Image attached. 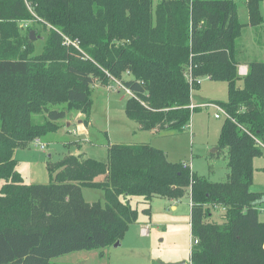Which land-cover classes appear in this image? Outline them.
<instances>
[{"label":"trees","instance_id":"1","mask_svg":"<svg viewBox=\"0 0 264 264\" xmlns=\"http://www.w3.org/2000/svg\"><path fill=\"white\" fill-rule=\"evenodd\" d=\"M263 3L247 0L251 28L264 23ZM20 21L47 34L41 54L31 32L20 34ZM247 25L234 0H0V264L102 251L121 242L140 213L151 218L155 198L184 197L190 264H264V193L251 190L254 160L264 156L252 138L264 143V61H248L240 43ZM205 77L228 86V102L216 103L231 116L216 147L227 152L224 182L171 163L149 143L112 145L107 162L83 155L48 162V185L26 184L17 169L16 150L58 131L71 109L90 116L94 83L120 82L134 96L127 116L159 135L190 129L199 109H191L192 93ZM63 103L68 108H51ZM84 188L102 191L105 204L87 202ZM135 198L146 205L141 212ZM214 211L224 212L223 223L212 221Z\"/></svg>","mask_w":264,"mask_h":264},{"label":"rangeland","instance_id":"2","mask_svg":"<svg viewBox=\"0 0 264 264\" xmlns=\"http://www.w3.org/2000/svg\"><path fill=\"white\" fill-rule=\"evenodd\" d=\"M239 6L240 20L248 24L242 33L241 45L246 51L248 61H264V23L257 29L251 28L247 10V0H234ZM160 0H153L156 6ZM264 19V3L261 6ZM20 34L30 33L32 21L17 23ZM38 37H36V36ZM35 55L41 54L46 33L35 34ZM84 58H88L83 54ZM239 66V74L245 76ZM243 70V71H244ZM242 73V74H241ZM127 76H125L126 78ZM91 111L88 117L82 111L71 109L66 119L57 122L60 126L56 132L38 138L46 146L44 150L36 147L34 140L26 148H18L15 158L17 169L28 185H48L51 177L47 164L57 163L68 155H83L86 158L107 162L108 150L112 145H133L149 143L163 150L168 160L174 164H188L190 170L210 182H224L228 177L227 152L217 154L222 127L227 120L215 118L214 108H199L192 115L190 129L186 133L165 131L159 135L139 131L137 122L127 116L128 99L134 98L123 88L114 83L107 89L97 83L91 86ZM193 104L227 103L228 86L225 82H216L207 77L200 81V88L192 93ZM53 109H66L67 103L52 105ZM39 120V116H34ZM71 124L70 126H68ZM254 178L251 190L264 192V156L256 158L253 163ZM102 180V178H98ZM83 196L89 203L105 204L102 191L83 189ZM132 206L140 212L146 205L141 199H133ZM170 202L155 198L151 203V218L140 213L137 223L132 224L121 246L107 247L102 251L77 252L75 257L65 255L57 257L50 264H173L186 262L190 264L192 246L191 237V201L184 197L177 203L176 210ZM224 212L214 211L212 221L223 223ZM260 220L264 221V204L260 208Z\"/></svg>","mask_w":264,"mask_h":264},{"label":"built area","instance_id":"3","mask_svg":"<svg viewBox=\"0 0 264 264\" xmlns=\"http://www.w3.org/2000/svg\"><path fill=\"white\" fill-rule=\"evenodd\" d=\"M64 44L66 45V46H70V45H73L74 47H76V49H79L80 47H79V45H78V43H74V42H71L70 41V39H68L67 37H64ZM81 51V50H80ZM82 52V51H81ZM241 72L244 74V75H246L247 73H246V71H243V70H241ZM116 84L119 86V87H121V88H123L125 91H127L129 94H131V92L130 91H128V90H126L125 88H124V86L120 83V82H116ZM195 108H214L215 110H216V115H215V118H217V119H221V117L223 116V117H225L226 119H231V116L229 115V113L223 108V107H221L220 105H218V104H216V103H206V104H202L200 107H195L194 105H191V109L192 110H194ZM252 138L256 141V143L260 146V147H262L263 149H264V143L263 142H261L260 140H258L257 138H255L254 136H252ZM35 142V144H36V147H39L41 150H44L45 148H46V146L43 144V142L41 141V140H36V141H34ZM185 166H188L189 167V165L188 164H186ZM190 167H191V165H190ZM189 167V168H190Z\"/></svg>","mask_w":264,"mask_h":264},{"label":"crops","instance_id":"4","mask_svg":"<svg viewBox=\"0 0 264 264\" xmlns=\"http://www.w3.org/2000/svg\"><path fill=\"white\" fill-rule=\"evenodd\" d=\"M242 65H244V66H246L247 67V69H248V66H247V64H242ZM247 69L246 70H244V68H243V70L244 71H246V73H247ZM242 74V73H241ZM98 85H99V83H97ZM105 88H107V89H110V87H105ZM111 88H113V87H111ZM202 104H206V103H201V104H199V105H195V104H193V102H192V105H194L195 107H200ZM71 124H69L68 126H70ZM138 130H139V127H138ZM264 193V192H263ZM177 203L178 202H170V204H169V206H171V209L172 210H176V208H177ZM80 253H73L71 256L72 257H75L76 255H79Z\"/></svg>","mask_w":264,"mask_h":264},{"label":"water","instance_id":"5","mask_svg":"<svg viewBox=\"0 0 264 264\" xmlns=\"http://www.w3.org/2000/svg\"><path fill=\"white\" fill-rule=\"evenodd\" d=\"M30 36H31V40L32 41H35V37H34V31H31L30 33ZM121 246V242H118L114 245L115 248H118ZM173 264H187L186 262H180V263H173Z\"/></svg>","mask_w":264,"mask_h":264}]
</instances>
